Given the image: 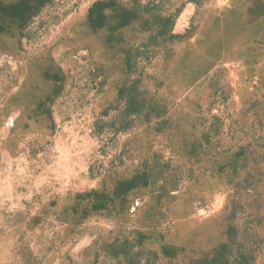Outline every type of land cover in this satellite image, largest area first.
Returning <instances> with one entry per match:
<instances>
[{
  "label": "rangeland",
  "instance_id": "obj_1",
  "mask_svg": "<svg viewBox=\"0 0 264 264\" xmlns=\"http://www.w3.org/2000/svg\"><path fill=\"white\" fill-rule=\"evenodd\" d=\"M134 84L151 108L124 119ZM240 257L264 264V0H51L5 27L0 264Z\"/></svg>",
  "mask_w": 264,
  "mask_h": 264
},
{
  "label": "trees",
  "instance_id": "obj_2",
  "mask_svg": "<svg viewBox=\"0 0 264 264\" xmlns=\"http://www.w3.org/2000/svg\"><path fill=\"white\" fill-rule=\"evenodd\" d=\"M51 0H19L12 5L0 3V34L5 31V27L10 24H23L30 18L35 16L39 10L49 4ZM118 102L123 103V118L130 116L136 117L145 114L151 103L141 97L138 88L135 86H123L119 89L117 95ZM138 176L132 180H125L116 185L113 193L114 197H118L133 189L136 186ZM99 194L95 191L89 192L85 195L87 205L92 211H98L105 206L104 201L94 200ZM244 258L240 257L235 264H244Z\"/></svg>",
  "mask_w": 264,
  "mask_h": 264
}]
</instances>
